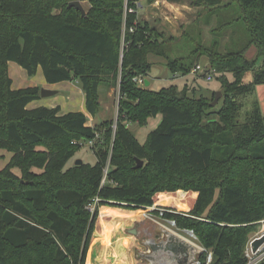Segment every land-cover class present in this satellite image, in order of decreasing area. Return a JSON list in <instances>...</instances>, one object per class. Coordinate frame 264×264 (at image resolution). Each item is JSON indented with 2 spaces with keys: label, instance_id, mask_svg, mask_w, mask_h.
<instances>
[{
  "label": "trees",
  "instance_id": "1",
  "mask_svg": "<svg viewBox=\"0 0 264 264\" xmlns=\"http://www.w3.org/2000/svg\"><path fill=\"white\" fill-rule=\"evenodd\" d=\"M72 1L89 4L84 16L67 7ZM138 1L0 0V150L12 153L0 170V264H138L142 246L126 231L141 213L159 216L158 209L177 229L194 232L212 252L211 264L245 263L246 237L264 224V116L256 103L239 123L236 97L264 85V0H233L249 35L241 51L223 59L207 53L221 76L217 111L213 97L138 86L136 78L151 72L149 55L163 57L173 75L193 67L189 57L171 61L161 35L137 21ZM250 46L254 60L244 55ZM8 63L29 77L40 69L47 84L78 83L91 118L100 110V88L118 87L116 122L95 129L82 112L28 108L40 90L12 89ZM158 115L140 144L128 124L144 126ZM81 142H92L95 164L66 168ZM136 160L144 164L139 169Z\"/></svg>",
  "mask_w": 264,
  "mask_h": 264
},
{
  "label": "rangeland",
  "instance_id": "2",
  "mask_svg": "<svg viewBox=\"0 0 264 264\" xmlns=\"http://www.w3.org/2000/svg\"><path fill=\"white\" fill-rule=\"evenodd\" d=\"M80 3L86 14L89 4L85 1ZM135 15L138 22L144 23L157 35H161L159 42L163 41L167 46V55L171 61H176L179 58L187 60V57H189L188 62L191 61L193 66L191 72L186 76L173 75L169 71L166 60L163 57L149 55L148 62L152 65V69L144 80H147L151 85L144 88L158 91L170 86H176L178 90L184 88L186 95L194 99H211L213 97L214 100L216 93L220 92L221 96L213 106V111L220 109L223 105V89L219 81L221 76L212 69L207 53L213 54L211 56L216 55L217 59H223L225 58L223 56L229 53L241 51L249 42V35L240 20L239 8L234 4L233 0H221V6L216 8H210L206 5L195 6L191 0H156L152 3L147 0H140L136 3ZM203 49H207V52L205 51L202 54ZM244 55L247 59H256V48L254 46L248 47ZM261 62V59H258L256 67H259ZM196 66H199L201 70L194 72ZM207 73L212 75L211 81H206ZM8 76L12 80V89L38 87L39 90L44 89L53 93L48 97H40L39 100L32 102L30 108H36L37 106L47 108L61 107L65 112H74L79 111L84 100V94L78 83L69 81L53 85L47 84L40 69L34 76L29 77L18 65L8 63ZM138 79L142 78H136V80ZM251 79L252 75L249 74L246 81L249 82ZM138 86L142 87L143 85L138 83ZM118 99V87L102 86L99 92L100 110L95 118H91L87 114V125L98 129L102 122L115 123ZM38 102L41 104L35 105ZM236 102L238 104L237 121L239 123H243L246 120L256 103L264 116V85L256 86L252 92L236 97ZM160 121L161 116L158 115L155 118L148 119L144 126L129 123L128 130L140 144H143L149 133L156 129ZM80 145H82L81 148L68 162L66 168L72 167L76 160H81L89 165L95 164L96 159L91 149L93 144L81 142ZM38 150L44 151L43 148ZM11 157L12 153L0 150V170L6 166ZM12 172L19 174L18 169H13ZM31 172L39 175L42 170L32 168ZM217 197L218 192H216ZM112 209L125 211L119 208ZM149 215V212L141 213V217L136 220L132 228L126 231L130 235L129 230L138 231L134 235L142 246V248L136 249L134 253L135 258L139 261L138 264H146L138 256L139 253L146 251L144 241L159 238L157 222L162 223V220L152 213ZM260 235H264L263 223L258 224L256 229L247 235L244 250L252 239Z\"/></svg>",
  "mask_w": 264,
  "mask_h": 264
},
{
  "label": "water",
  "instance_id": "3",
  "mask_svg": "<svg viewBox=\"0 0 264 264\" xmlns=\"http://www.w3.org/2000/svg\"><path fill=\"white\" fill-rule=\"evenodd\" d=\"M68 8H74L79 11L82 16L85 15V12L79 1H72L68 4ZM144 87L149 86V82L144 80ZM40 97H48L51 92L41 89ZM221 96L220 92H217L211 106L213 107ZM81 160H76L75 165H80ZM143 166L141 160H136L135 169H139ZM129 233L136 235L135 230H129ZM159 238L158 239H147L144 241L147 252L139 253L138 256L146 262V264H194L196 249L181 239L175 233L168 231L167 229L159 228L158 230ZM264 244V235L259 238H255L251 242L252 252H255L260 246Z\"/></svg>",
  "mask_w": 264,
  "mask_h": 264
},
{
  "label": "built area",
  "instance_id": "4",
  "mask_svg": "<svg viewBox=\"0 0 264 264\" xmlns=\"http://www.w3.org/2000/svg\"><path fill=\"white\" fill-rule=\"evenodd\" d=\"M200 70H201V68L199 66H196L195 69H194V72H198ZM205 79H206V81H211L212 75L210 73H207ZM143 82H144V79H138L137 80V83H139V85H141V84L143 85ZM88 143H90L92 145V142H88ZM107 171H108V167H106V169L104 170V177H103L102 182H101L102 185L106 181ZM97 202H99V200L95 199L92 204L88 205L87 208H88V210L90 212H93L94 205ZM158 211H159V216H156V217H159L162 220V223L157 222L158 227L159 228H163V229H167L168 231H171V232L175 233L181 239L185 240L186 242L191 244L196 249V256H195V260H194L193 263L194 264H211V262H212V252L211 251H207L204 247H202L198 243L197 237L195 236L194 232L192 230H189V229H177L175 221L170 220V219H163L162 218V215L165 212L163 209H158ZM150 215H151V213H150ZM182 234H185L186 236L182 235ZM261 236L262 235H260L259 237H261ZM259 237H257V238H259ZM254 239H252L247 244V246H246V248L244 250V258H245V263L244 264H258L264 259V254H263L264 244L262 246H260L255 252H252L251 242ZM145 252H147V250ZM202 256H204L203 259H201Z\"/></svg>",
  "mask_w": 264,
  "mask_h": 264
},
{
  "label": "crops",
  "instance_id": "5",
  "mask_svg": "<svg viewBox=\"0 0 264 264\" xmlns=\"http://www.w3.org/2000/svg\"><path fill=\"white\" fill-rule=\"evenodd\" d=\"M151 84L149 83V86H150ZM13 88V87H12ZM84 103H85V99L82 101V105H81V107H80V109H79V111H74V112H82V113H84L86 116H87V113H86V111H85V105H84ZM41 103L40 102H38V103H36L35 105H40ZM31 105V104H30ZM30 105L28 106V108H30ZM34 105V106H35ZM38 107V106H37ZM66 113H68V111L67 112H65L63 109H61V107H60V114H66ZM13 171V170H12ZM14 174V173H13ZM16 176H20V171H19V174H15ZM139 222V221H138ZM158 227V226H157ZM159 228V227H158ZM138 232V231H137Z\"/></svg>",
  "mask_w": 264,
  "mask_h": 264
}]
</instances>
